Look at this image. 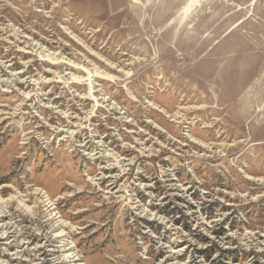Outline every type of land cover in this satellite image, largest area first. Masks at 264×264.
Here are the masks:
<instances>
[{"label":"rangeland","instance_id":"rangeland-1","mask_svg":"<svg viewBox=\"0 0 264 264\" xmlns=\"http://www.w3.org/2000/svg\"><path fill=\"white\" fill-rule=\"evenodd\" d=\"M0 186V264H264V0H0Z\"/></svg>","mask_w":264,"mask_h":264},{"label":"bare ground","instance_id":"bare-ground-1","mask_svg":"<svg viewBox=\"0 0 264 264\" xmlns=\"http://www.w3.org/2000/svg\"><path fill=\"white\" fill-rule=\"evenodd\" d=\"M6 191V189L5 188H3V187H1L0 186V200H2V194H3V192H5ZM47 192H45V194H46ZM35 194H39V192H35ZM46 196H47V202H48V205H50L49 206V209L51 208V207H53L54 205H56V203H55V201L49 196V194L47 193L46 194ZM5 202V204H7V205H12L14 202H16L15 200H14V198H12V199H7V200H5L4 201ZM19 203H23V205L25 206V207H29L28 205H27V203H26V201H24L23 199H20V201H19ZM1 207V206H0ZM55 207V206H54ZM2 208V207H1ZM4 208V207H3ZM56 208V207H55ZM54 208V209H55ZM57 210V209H56ZM52 213L50 214L51 216H58L59 215V212H53V211H51ZM0 216H7V212H6V210L4 211V210H1L0 211ZM51 219H53V218H51ZM57 222V221H56ZM60 224V223H59ZM58 224V225H59ZM62 224H63V222H62ZM61 225V224H60ZM62 226V225H61ZM65 226V225H64ZM63 227V226H62ZM64 230H61V233L60 234H58V236H62L61 234H62V232H63ZM64 233V232H63ZM3 234V233H2ZM75 253H72L71 251L69 252V254H68V258H71V257H73V258H76V254L74 255ZM75 260H78V259H75Z\"/></svg>","mask_w":264,"mask_h":264}]
</instances>
